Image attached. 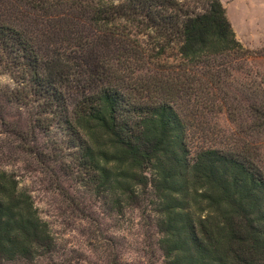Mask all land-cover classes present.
Here are the masks:
<instances>
[{
	"label": "trees",
	"instance_id": "trees-1",
	"mask_svg": "<svg viewBox=\"0 0 264 264\" xmlns=\"http://www.w3.org/2000/svg\"><path fill=\"white\" fill-rule=\"evenodd\" d=\"M168 50L178 65L160 60ZM255 57L264 48L236 39L220 0H0V73L18 82L0 96L25 104L30 92L43 121L57 119L73 139L82 172L118 204L151 197L167 264H264ZM195 106L233 125L222 147L190 154L180 109ZM51 248L31 195L0 169V264Z\"/></svg>",
	"mask_w": 264,
	"mask_h": 264
},
{
	"label": "rangeland",
	"instance_id": "rangeland-1",
	"mask_svg": "<svg viewBox=\"0 0 264 264\" xmlns=\"http://www.w3.org/2000/svg\"><path fill=\"white\" fill-rule=\"evenodd\" d=\"M220 2L236 39L252 51L264 48V0ZM160 60L179 63L170 50ZM250 60L264 74V58ZM17 85L7 71L0 73L2 90ZM25 101L10 105L0 96V169L13 174L31 195L48 225L52 248L31 262L2 264H167L157 243L151 197L142 205L118 204L82 172L73 139L57 119L43 121L30 92ZM180 111L190 154L201 147H222L233 131L223 112L204 113L196 106Z\"/></svg>",
	"mask_w": 264,
	"mask_h": 264
},
{
	"label": "crops",
	"instance_id": "crops-1",
	"mask_svg": "<svg viewBox=\"0 0 264 264\" xmlns=\"http://www.w3.org/2000/svg\"><path fill=\"white\" fill-rule=\"evenodd\" d=\"M229 22H230V20H229ZM232 25V24H231ZM233 26V25H232ZM234 27V26H233ZM236 32V31H235Z\"/></svg>",
	"mask_w": 264,
	"mask_h": 264
}]
</instances>
